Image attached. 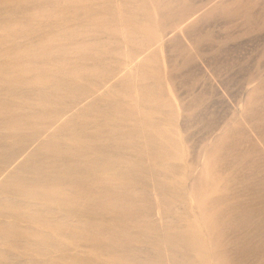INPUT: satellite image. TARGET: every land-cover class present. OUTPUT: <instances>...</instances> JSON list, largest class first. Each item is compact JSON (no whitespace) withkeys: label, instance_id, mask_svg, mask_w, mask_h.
Masks as SVG:
<instances>
[{"label":"rangeland","instance_id":"rangeland-1","mask_svg":"<svg viewBox=\"0 0 264 264\" xmlns=\"http://www.w3.org/2000/svg\"><path fill=\"white\" fill-rule=\"evenodd\" d=\"M24 164L38 198L5 194ZM0 211V264H192L162 237L196 226L210 264H264V0H0Z\"/></svg>","mask_w":264,"mask_h":264},{"label":"bare ground","instance_id":"bare-ground-1","mask_svg":"<svg viewBox=\"0 0 264 264\" xmlns=\"http://www.w3.org/2000/svg\"><path fill=\"white\" fill-rule=\"evenodd\" d=\"M70 1V0H69ZM85 1V0H84ZM170 1V0H169ZM78 2H80V1H78ZM84 3V2H83ZM82 3V4H83ZM117 8V7H116ZM80 11V10H79ZM38 12V11H37ZM42 13V12H41ZM39 15V14H38ZM93 17H95V16H93ZM105 17H107V15L105 16ZM54 18V17H53ZM158 19V18H157ZM143 22V21H142ZM158 23V22H157ZM129 24V23H128ZM113 25V24H112ZM127 25V24H126ZM148 25V24H147ZM94 26V25H93ZM100 26V25H99ZM129 27V26H128ZM62 31H64V30H62ZM160 32V31H159ZM2 33V32H1ZM11 36V35H10ZM57 36V35H56ZM59 36V35H58ZM71 37V36H70ZM68 40V39H67ZM158 41H159V39H158ZM77 43V42H76ZM97 44V43H96ZM55 45V44H54ZM85 45H86V43H85ZM93 45V44H92ZM53 46V45H52ZM83 47V46H82ZM90 47H92L91 45H90ZM59 48V47H58ZM66 48V47H65ZM31 49V48H30ZM57 49V48H56ZM92 49V48H91ZM66 50V49H65ZM84 50V49H83ZM90 50V49H89ZM56 51V50H55ZM78 51V50H77ZM85 51V50H84ZM88 51V50H87ZM79 52V51H78ZM82 52V51H81ZM125 52H127V51H125ZM19 53V52H18ZM23 53V52H22ZM84 53V52H83ZM128 54V53H127ZM62 56V55H61ZM87 59V58H86ZM56 60H58V59H56ZM62 61V60H61ZM55 62V61H54ZM62 63V62H61ZM2 64V63H1ZM50 64V63H49ZM53 65V64H52ZM83 66V65H82ZM45 67V66H44ZM56 67V66H55ZM53 68V67H52ZM74 68V67H73ZM82 68H84V67H82ZM47 69V68H46ZM45 69V70H46ZM2 70V69H1ZM15 70V69H14ZM75 70V69H74ZM76 71V70H75ZM5 72V71H4ZM49 72H50V70H49ZM64 72V71H63ZM123 72V71H122ZM48 73V72H47ZM52 73V72H51ZM39 75V74H38ZM38 75H36V76H38ZM64 75V74H63ZM59 76V75H58ZM77 76V75H76ZM67 77V76H66ZM73 77V76H72ZM87 77V76H86ZM35 78V77H34ZM46 78V77H45ZM54 78V77H53ZM76 78H78V77H76ZM96 78H97V76H96ZM12 79V78H11ZM39 79V78H38ZM38 79H37V81H38ZM41 80V79H40ZM62 80V79H61ZM114 80V79H113ZM32 81H33V79H32ZM56 81V80H55ZM64 81V80H63ZM81 82V81H80ZM57 83H58V81H57ZM63 83V82H62ZM69 84H70V82H69ZM72 84H73V82H72ZM81 84V83H80ZM91 84V83H90ZM170 84V83H169ZM50 85V84H49ZM81 86V85H80ZM83 86V85H82ZM85 86V85H84ZM83 86V87H84ZM19 87V86H18ZM45 87V86H44ZM89 87V86H88ZM66 88V87H65ZM77 88V87H76ZM76 88H74V89H76ZM80 88V87H79ZM78 88V89H79ZM42 89V88H41ZM61 89V88H60ZM102 89V88H101ZM46 90V89H45ZM53 90V89H52ZM56 90H57V88H56ZM116 90H118V89H116ZM115 90V91H116ZM17 91V90H16ZM99 91V90H98ZM103 91V90H102ZM52 92V91H51ZM67 92V91H66ZM68 92H70L69 90H68ZM74 92V91H73ZM77 92V91H76ZM54 92H52V94H53ZM60 93V92H59ZM71 93H72V91H71ZM75 93V92H74ZM73 93V94H74ZM80 93H82V92H80ZM36 94V93H35ZM44 94V93H43ZM47 94V93H46ZM46 94H44L45 96H46ZM58 94V93H57ZM57 94H55V95H57ZM68 94H70V93H68ZM173 94V93H172ZM33 95V94H32ZM83 95V94H82ZM21 96H22V94H21ZM38 96H39V94H38ZM38 96H36V97H38ZM43 96V95H42ZM44 96V97H45ZM49 96V95H48ZM47 96V97H48ZM60 96V95H59ZM67 96V95H66ZM73 96V95H72ZM76 96V95H75ZM81 96V95H80ZM86 96V95H85ZM120 96V95H119ZM127 96V95H126ZM8 97H10V96H8ZM15 97H17V96H15ZM40 97H41V95H40ZM43 97V98H44ZM61 97V96H60ZM30 98V97H29ZM27 99V100H30V99ZM46 98V97H45ZM44 98V99H45ZM49 98H50V96H49ZM76 98V97H75ZM88 98V97H87ZM86 98V99H87ZM114 98V97H113ZM24 99H26V97L24 98ZM41 99H42V97H41ZM47 99V98H46ZM54 99H56V97H54ZM89 99V98H88ZM169 99V98H168ZM6 100V99H5ZM17 100V99H16ZM38 100H39V97H38ZM59 100V99H58ZM62 100H63V98H62ZM35 101H37L36 100V98H35ZM46 101V100H45ZM51 101V100H50ZM28 102V101H27ZM75 104V103H74ZM118 105V104H117ZM33 106V105H32ZM62 106V105H61ZM175 106V105H174ZM91 107V106H90ZM89 107V108H90ZM87 109V108H86ZM3 110H4V108H3ZM74 110V109H73ZM90 110V109H89ZM37 111V110H36ZM43 111V110H42ZM64 111V110H63ZM59 112V111H58ZM71 112V111H70ZM157 112V111H156ZM54 113V112H53ZM159 113V112H158ZM77 114V113H76ZM106 114V113H105ZM154 114V113H153ZM168 114V113H167ZM38 115V114H37ZM62 115V114H61ZM109 115V114H108ZM150 115V114H149ZM156 115V114H155ZM159 115V114H158ZM177 115V114H176ZM49 116V115H48ZM161 116V115H160ZM57 117V116H56ZM98 117H99V115H98ZM168 117H170V115L168 116ZM47 118V117H46ZM104 118V117H103ZM165 118V117H164ZM44 120V119H43ZM124 120V119H123ZM156 120V119H155ZM157 121V120H156ZM158 122V121H157ZM170 123V122H169ZM7 124V123H6ZM5 124V125H6ZM149 125V124H148ZM16 125L14 124H12V123H8V125L6 126V128L8 127V129H12V130H14L13 128L15 127ZM30 126V125H29ZM71 126V125H70ZM85 126V125H84ZM107 126V125H106ZM35 127V126H34ZM83 128V127H82ZM149 128V127H148ZM155 128V127H154ZM15 129H16V127H15ZM75 129H76V127H75ZM144 129V128H143ZM156 129H157V127H156ZM159 129V128H158ZM158 129H157V132L155 133L156 134V137L155 138H157V140L158 141H165V142H168V141H166L165 139H163L164 138V134H163V132H162V130H159L158 131ZM7 130V129H6ZM19 130H21V129H19ZM151 130V129H150ZM74 131H76V130H73V132ZM34 132V131H33ZM72 132V133H73ZM155 132V131H154ZM79 133V132H78ZM77 133V134H78ZM93 133V132H92ZM145 133V132H144ZM147 133V132H146ZM145 133V135H147L148 136V134H146ZM152 133H153V131H152ZM59 134V133H58ZM12 135V134H11ZM73 135V134H72ZM101 135V134H100ZM166 135H168V134H166ZM62 136V135H61ZM69 136H70V134H69ZM82 136V135H81ZM116 136V135H115ZM135 136V135H134ZM170 136V135H169ZM93 137V136H92ZM110 137V136H109ZM139 138H141L140 136H138ZM150 137V136H149ZM153 137V136H152ZM153 137V138H154ZM75 138H77V137H75ZM87 138V137H86ZM91 138V137H90ZM137 138V137H136ZM72 139V138H71ZM102 139V138H101ZM101 139H99V140H101ZM128 140H130L129 138H127ZM135 139V138H134ZM73 140H75V139H73ZM87 140V139H86ZM171 140V139H170ZM135 141V140H134ZM172 141V140H171ZM175 141H176V138H175ZM61 142V141H60ZM66 142V141H65ZM70 142H71V140H70ZM79 142V141H78ZM48 143V142H47ZM75 142H73V144H74ZM88 143V142H87ZM90 143V142H89ZM172 143H175V142H173L172 141ZM67 144V143H66ZM72 144V143H71ZM84 144V143H83ZM138 144V143H137ZM56 145H58V144H56ZM68 145H69V143H68ZM86 145V144H85ZM94 145H96V144H94ZM174 145H176V144H174ZM54 146V145H53ZM70 146V145H69ZM75 146V145H74ZM93 146V145H92ZM146 146V145H145ZM216 146V145H215ZM46 147L47 146H45L44 148L46 149ZM68 147V146H67ZM81 147H82V145H81ZM137 147V146H136ZM147 147V146H146ZM154 147V146H153ZM43 148V149H44ZM48 148V147H47ZM99 148V147H98ZM101 148V147H100ZM71 149H72V147H71ZM77 149V148H76ZM82 149H83V147H82ZM94 149H97V148H94ZM50 150H52V149H50ZM56 150V149H55ZM67 150V149H66ZM70 150V149H69ZM78 150V149H77ZM86 150V149H85ZM42 151V150H41ZM60 151V150H59ZM98 151V150H97ZM96 151V152H97ZM207 151H208V149H207ZM213 151V150H212ZM47 152V151H46ZM66 152V151H65ZM70 152V151H69ZM77 152V151H76ZM84 152V151H83ZM109 152V151H108ZM74 153V152H73ZM72 153V154H73ZM78 153V152H77ZM105 153V152H104ZM109 153H111V152H109ZM108 153V154H109ZM8 154H10V153H8ZM71 154V153H70ZM75 154V153H74ZM88 154H90V153H88ZM156 154V153H155ZM69 155V154H68ZM83 155V154H82ZM81 155V156H82ZM87 155V154H86ZM93 155V154H92ZM73 156V155H72ZM90 156H91V154H90ZM126 156V155H125ZM156 156H157V154H156ZM160 156V155H159ZM163 156V155H162ZM85 157H87V156H85ZM93 157V156H92ZM97 157V156H96ZM99 157H101V156H99ZM161 157V156H160ZM159 157V158H160ZM60 158V157H59ZM72 158V157H71ZM79 158V157H78ZM139 158V157H138ZM162 158V157H161ZM61 159V158H60ZM156 159V158H155ZM76 160V159H75ZM7 161H11V156L10 157H8V159H7ZM59 161V160H58ZM60 162V161H59ZM62 162V161H61ZM71 162L73 163L74 161H72L71 160ZM155 162V161H154ZM64 163V162H63ZM68 163H69V161H68ZM71 163V164H72ZM96 163H97V161H96ZM106 163V162H105ZM58 164V163H57ZM67 166H68V164H66ZM87 166H85L84 168H86V171L87 172H90V171H92V170H102V172L104 171L106 174H107V176H108V178L107 179H110V177H113V178H116L119 182V184H120V182H123V181H125V179H127L126 178V176L127 175H129L128 173H127V171L125 172H123V171H120V172H118V171H116V172H113L112 173V175H111V172L109 173L108 171V168H107V165H105V164H97V165H94V167H92V166H90V164H86ZM88 165H89V167H88ZM128 165H130V164H128ZM34 166V167H33ZM33 166H29V164H24V169L23 170H21V167L19 168V170H20V173L19 174H16V175H11L8 179H7V181L5 182V184L3 185V188H4V191H5V194H6V192H8V194H9V192L12 190H14V189H17V190H19V192H20V194L21 195H26V196H37V198H38V196H40V195H36L37 193H38V189L40 188L39 186H40V179H41V177H40V174L42 173L37 167H35V165H33ZM62 168V167H61ZM63 168H65V167H63ZM84 168H82V169H84ZM121 168V167H120ZM156 168V167H155ZM74 169H75V167H74ZM73 169V170H74ZM129 169V168H128ZM29 170H31V172L29 171ZM81 170V169H80ZM135 170V169H134ZM29 171V173H36L37 175H36V177H34V178H31L30 179V177L29 178H27L26 177V175H24V173H26L27 174V172ZM33 171V172H32ZM84 171H85V169H84ZM85 171V172H86ZM129 171V170H128ZM76 172V171H75ZM132 172H134V171H132ZM153 172V171H152ZM213 172H216V171H213ZM212 172V173H213ZM45 173V172H44ZM65 173H68L67 171H65ZM71 173V172H70ZM81 173H83L84 174V172H81ZM98 173H99V171H98ZM136 173V172H135ZM134 173V174H135ZM139 173V172H138ZM62 174H64L63 172H62ZM82 174V175H83ZM89 174V173H88ZM87 174V175H88ZM95 174V173H94ZM133 174V173H132ZM133 174V175H134ZM157 174V173H156ZM61 175V174H60ZM65 175V174H64ZM67 175V174H66ZM70 175V174H69ZM81 175V177H78V176H80V175H78L77 177V179L73 182V183H75L78 187L80 186V185H83V183L85 182L84 181V179L82 178V177H85V176H82ZM85 175H86V173H85ZM96 175V174H95ZM56 177H57V175H55ZM59 176V175H58ZM97 176H99V175H97ZM101 176H103V175H101ZM210 176H211V173H210ZM40 177V178H39ZM53 177V176H52ZM66 177H68V176H66ZM65 177V178H66ZM95 177V176H94ZM133 177V176H132ZM213 177V176H212ZM58 178V177H57ZM63 178H64V176H63ZM62 178V179H63ZM143 178V177H142ZM152 178V177H151ZM54 179V178H53ZM75 179V178H74ZM94 179V178H93ZM97 179V178H96ZM99 179V178H98ZM129 179V178H128ZM127 179V180H128ZM135 179V178H134ZM133 179V180H134ZM64 180V179H63ZM112 180H114V179H112ZM126 180V181H127ZM138 180V179H137ZM145 180V179H144ZM210 180V179H209ZM208 180V181H209ZM116 181V180H115ZM136 181V180H135ZM44 182V181H43ZM131 182V181H130ZM133 182V181H132ZM131 182V183H132ZM42 183V182H41ZM86 183V182H85ZM209 183V182H208ZM117 184V183H116ZM122 184V183H121ZM130 184V183H129ZM115 185V184H114ZM123 185V184H122ZM137 186H139L138 184H136ZM119 186V185H118ZM127 186V185H126ZM167 186V185H166ZM46 187V186H45ZM44 187V188H45ZM106 187V186H105ZM50 188V187H49ZM52 188V187H51ZM50 188V189H51ZM86 188V187H85ZM115 188V187H114ZM55 189V188H54ZM134 189V188H133ZM208 189V188H207ZM43 190V189H42ZM49 190V189H48ZM118 190V189H117ZM126 190V189H125ZM135 190V189H134ZM193 190V189H192ZM11 191V192H12ZM56 191V190H55ZM54 191V192H55ZM58 191V190H57ZM56 191V192H57ZM133 191V190H132ZM203 191V190H202ZM10 192V193H11ZM42 192V191H41ZM44 192H48V191H44ZM53 192V193H54ZM65 192V191H64ZM120 192V191H119ZM122 192V191H121ZM136 192V191H135ZM197 192V191H196ZM204 192V191H203ZM58 193V192H57ZM123 193V192H122ZM125 193V192H124ZM132 193V192H131ZM130 193V194H131ZM139 193V192H138ZM39 194V193H38ZM52 194V193H51ZM59 194V193H58ZM94 194V193H93ZM204 194V193H203ZM69 195V194H68ZM118 195V194H117ZM121 195V194H120ZM127 195V194H126ZM138 195V194H137ZM140 195V194H139ZM138 195V196H139ZM193 195V194H192ZM15 196V195H14ZM50 196V195H49ZM54 196H55V194H54ZM61 197L63 196L64 197V195H60ZM80 196H82L81 194H80ZM106 196V195H105ZM115 196V195H114ZM130 196V195H129ZM132 196V195H131ZM137 196V197H138ZM24 197V196H23ZM84 197V196H83ZM125 197V196H124ZM141 197V196H140ZM199 197V196H198ZM32 198V197H31ZM36 198V199H37ZM45 198H47V197H45ZM44 198V199H45ZM53 198V197H52ZM55 198V197H54ZM81 198V197H80ZM135 198V197H134ZM200 198V197H199ZM34 199V198H33ZM48 199V201H49V199H51V198H47ZM47 199H45V200H47ZM76 199V198H75ZM87 199V198H86ZM127 199V198H126ZM131 199V198H130ZM141 199V198H140ZM195 199V198H194ZM32 200V199H31ZM35 200V199H34ZM39 200V199H38ZM56 200V199H55ZM54 200V201H55ZM61 200H62V198H61ZM78 200V199H77ZM109 200H110V198H109ZM124 200V199H123ZM48 201H44L43 200V202L44 203H50L51 202V200L48 202ZM65 201V200H64ZM87 201V200H86ZM200 201V200H199ZM56 202V201H55ZM69 202H71V201H69ZM68 202V203H69ZM73 202V201H72ZM112 203H113V201H111ZM210 202V201H209ZM61 203V202H60ZM64 203H66V202H64ZM118 203V202H117ZM208 203V202H207ZM59 204V203H58ZM63 204V203H62ZM86 204V203H85ZM111 204V203H110ZM200 204H202V203H200ZM60 205V204H59ZM127 205V204H126ZM7 206V205H6ZM46 206H47V204H46ZM48 206H53V205H48ZM55 206H56V204H55ZM58 206V205H57ZM61 206H63V205H60V207ZM113 206H114V204H113ZM11 207H15V205H12V203H11ZM26 207V206H25ZM24 207V208H25ZM78 207V206H77ZM8 208V207H7ZM19 208V207H18ZM23 208V209H24ZM54 208V207H53ZM56 208H58V207H56ZM71 208V207H70ZM68 209V210H71V209ZM115 208H117V207H115ZM115 208H113V209H115ZM126 208H127V206H126ZM3 209H5V208H3ZM63 209H65L64 207H63ZM13 210V209H12ZM15 210V209H14ZM13 210V211H14ZM20 210V209H19ZM62 210V209H61ZM68 210H67V212H68ZM79 209H77V208H75V205H74V208L70 211V215H72V216H74V215H77L78 214V212L80 211H78ZM120 210V209H119ZM204 210V209H203ZM7 211H8V209H7ZM11 211V210H10ZM208 211V210H207ZM206 211V213L205 214H208V212ZM1 212V211H0ZM4 212V211H3ZM3 212H1V214L0 215H3L2 213ZM81 212V211H80ZM79 212V213H80ZM116 212V211H115ZM201 212H203V211H201ZM205 212V211H204ZM210 212V211H209ZM29 213H31V212H29ZM28 213V214H29ZM48 213V212H47ZM69 213V212H68ZM67 213V214H68ZM82 213V212H81ZM84 213V212H83ZM5 214V213H4ZM85 214H87V213H85ZM84 214V215H85ZM7 215V214H6ZM19 215V214H18ZM44 215V214H43ZM42 215V216H43ZM46 215H48V214H46ZM209 215V214H208ZM5 216V215H4ZM120 216V215H119ZM8 217V216H7ZM13 217V216H12ZM11 217V218H12ZM17 217V216H16ZM19 217V216H18ZM17 217V218H18ZM75 217H77V216H75ZM10 218V219H11ZM15 218V217H14ZM33 218H35V217H33ZM67 218V217H66ZM209 218H210V216H209ZM237 218V217H236ZM22 219V218H21ZM24 219H27V218H24ZM3 220V219H2ZM210 220V224L212 225L213 223H212V220L211 219H209ZM12 222H13V220H11ZM33 221H35V220H33ZM135 221V220H134ZM12 222H10L11 224H12ZM26 222V221H25ZM8 223H9V221H8ZM14 223V222H13ZM32 223H34V222H32ZM56 223V222H55ZM66 223H68L67 221H66ZM187 223H189V222H187ZM208 223V222H207ZM20 224V223H19ZM36 223H34V225H35ZM40 225H41V223H39ZM39 224H37L38 226H39ZM48 224V223H47ZM57 224V223H56ZM62 224V223H61ZM9 225V224H8ZM17 224H15V226H16ZM63 225V224H62ZM64 225H66L65 224V222H64ZM64 225H63V227H64ZM205 225V224H204ZM20 226V225H19ZM33 226V225H32ZM38 226H36V227H38ZM42 226V225H41ZM52 226V225H51ZM56 226V225H55ZM68 226H70V225H68ZM194 226V225H193ZM3 227H5V228H8L7 226H3ZM9 227H10V225H9ZM12 227V226H11ZM18 227V226H17ZM40 227V226H39ZM38 227V228H39ZM44 227H45V224H44ZM56 227H58L59 228V226H56ZM124 227H126V226H124ZM186 227V226H185ZM191 227V226H190ZM12 228H14L15 229V227H12ZM19 228V227H18ZM41 228V227H40ZM69 228V227H68ZM183 228V227H182ZM197 228V226L195 227V228H193V227H191V228H185L184 230H182V232L179 234V232H178V234L179 235H176L175 233L174 234H171V232L169 233H167V235L165 236L164 235V237L165 238H163L162 237V239H164L163 240V242L162 241H160V242H162V243H164V245H166V251H168V255L171 257V259H172V261H175L176 260V257L178 256V253H179V250H182L183 251V253L186 255V256H188V255H192L193 257V260H192V264H210V259L211 258H209V253L207 252V247H206V244H205V240H204V238H203V236H202V234L200 233V231L201 230H199L198 228ZM3 229V228H2ZM13 229V230H14ZM17 229V228H16ZM20 229V228H19ZM18 229V230H19ZM43 229V228H42ZM44 229H46V228H44ZM71 229V228H70ZM80 229V228H79ZM213 229V228H212ZM228 229V228H227ZM226 229V230H227ZM4 230V229H3ZM11 230L12 229H10L9 231H8V229H6V230H4V231H6V234H7V232H11ZM12 230V231H13ZM41 230V229H40ZM47 230H49L48 229V227H47ZM52 231V234L53 235H55V233L57 232H53V229H51ZM62 230V229H61ZM210 230V229H209ZM216 230H218V229H216ZM225 230V229H224ZM2 231V230H1ZM55 231V230H54ZM64 231V230H63ZM63 231H62V233H63ZM75 231V230H74ZM78 231V230H77ZM89 231V230H88ZM211 231V230H210ZM223 231V230H222ZM14 232V231H13ZM13 232H11L12 234H13ZM16 232V231H15ZM14 232V233H15ZM20 232H21V229H20ZM24 232V231H23ZM25 232H28V229L27 230H25ZM38 232V231H37ZM36 232V233H37ZM59 232V231H58ZM76 232V231H75ZM75 232H73V233H75ZM90 232V231H89ZM174 232V231H173ZM172 232V233H173ZM212 232V231H211ZM216 232V231H215ZM219 232H220V230H219ZM3 233H5V232H3ZM18 234H19V236H21L22 234H20L19 232H17ZM9 234V233H8ZM24 234V233H23ZM26 234H28V233H26ZM25 234V235H26ZM33 234V233H32ZM41 234H43V232H40V234H38V235H41ZM46 234V233H45ZM58 234V233H57ZM80 234V233H79ZM48 235V234H47ZM60 236H61V234H59ZM94 235V234H93ZM114 235V234H113ZM28 236V235H27ZM34 236H35V234H34ZM42 237H43V235H41ZM57 236V235H56ZM55 236V237H56ZM66 236V235H65ZM75 236V235H74ZM128 236V235H127ZM215 236V235H214ZM23 237V236H22ZM36 237H38V236H36ZM52 237V236H51ZM55 237H53V238H55ZM61 237H63V236H61ZM72 237V236H71ZM84 237H85V235H84ZM98 237V236H97ZM103 237V236H102ZM101 237V238H102ZM20 238V237H19ZM24 239H27V238H25V237H23ZM41 238V237H40ZM82 238V237H81ZM29 239H30V237H29ZM34 239V238H33ZM37 239V238H36ZM39 239V238H38ZM37 239V240H38ZM42 239V238H41ZM44 239L45 238H43V241H44ZM48 239V238H47ZM47 239H45V241L47 240ZM56 239V238H55ZM55 239H53V241L55 240ZM212 239V238H211ZM213 239H215V238H213ZM225 239V238H224ZM5 240V239H4ZM49 240H50V237H49ZM6 241V240H5ZM4 241V242H5ZM32 241V240H31ZM36 241V240H35ZM53 241H48L50 244H51V242H53ZM125 242V241H124ZM133 242V241H132ZM215 242V241H214ZM8 243V242H7ZM49 243H45L46 245L47 244H49ZM54 243H55V241H54ZM52 243V245H54V247L53 248H55V244H57V243ZM117 243V242H116ZM149 243V242H148ZM157 244H155L156 246H158L159 245V242H156ZM207 243V242H206ZM1 244V243H0ZM3 244V243H2ZM219 244V243H218ZM6 245V244H5ZM8 245V244H7ZM126 245H128V244H126ZM161 245V244H160ZM78 246V245H77ZM92 246V245H91ZM122 246H124V245H122ZM220 246V245H219ZM226 246V245H225ZM47 247H50V246H47ZM129 247V246H128ZM223 247V246H222ZM60 248V247H59ZM121 248V247H120ZM165 248V247H164ZM64 249V248H63ZM124 249H126V248H124ZM163 250V249H162ZM209 250V249H208ZM63 251V250H62ZM158 251V255L160 254V251L159 250H157ZM219 252V251H218ZM211 253V252H210ZM221 253V252H220ZM67 254V253H66ZM216 254H218V253H216ZM129 255V254H128ZM183 255V254H182ZM211 255H212V253H211ZM159 256H161V255H159ZM165 256V255H164ZM181 256V255H180ZM184 256V255H183ZM186 256H185V258H186ZM214 256H215V254H214ZM214 256H213V258H214ZM212 257V256H211ZM216 257V256H215ZM117 258V257H116ZM132 258H133V256H132ZM131 258V259H132ZM181 258V257H180ZM182 258H184V257H182ZM126 259V258H125ZM136 259V258H135ZM216 259V258H215ZM219 259V258H218ZM221 259V258H220ZM219 259V260H220ZM55 260V259H54ZM70 260H71V258H70ZM127 260H129V259H127ZM180 260H182V259H180ZM69 261V260H68ZM67 261V262H68ZM75 261V260H74ZM74 261L72 262V264H74ZM78 261V260H77ZM87 261V260H86ZM131 261V260H130ZM129 261V262H130ZM212 261V260H211ZM33 262V261H32ZM61 262V261H60ZM71 262V261H70ZM76 262V261H75ZM92 262V261H91ZM117 262V261H116ZM122 262V261H121ZM133 262V261H132ZM135 262V261H134ZM133 262V263H134ZM143 262V261H142ZM167 262H168V260H167ZM216 262V261H215ZM64 263H66V262H64ZM69 263V262H68ZM77 263H79V262H77ZM147 263V262H146ZM151 263V262H150ZM67 264V263H66ZM69 264H71V263H69ZM117 264V263H116ZM119 264V263H118ZM125 264V263H124ZM129 264V263H128ZM130 264H131V262H130ZM134 264H136V262L134 263ZM145 264V263H144ZM148 264H149V262H148ZM213 264H214V262H213ZM218 264H219V262H218Z\"/></svg>","mask_w":264,"mask_h":264}]
</instances>
